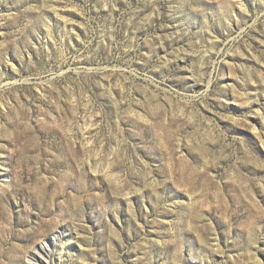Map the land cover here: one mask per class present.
<instances>
[{"label":"rangeland","instance_id":"374dc122","mask_svg":"<svg viewBox=\"0 0 264 264\" xmlns=\"http://www.w3.org/2000/svg\"><path fill=\"white\" fill-rule=\"evenodd\" d=\"M44 239L264 264V0H0V264Z\"/></svg>","mask_w":264,"mask_h":264},{"label":"bare ground","instance_id":"6f19581e","mask_svg":"<svg viewBox=\"0 0 264 264\" xmlns=\"http://www.w3.org/2000/svg\"><path fill=\"white\" fill-rule=\"evenodd\" d=\"M58 235L54 234L53 237L57 238ZM51 239H44L41 242H38L37 245L34 246L33 252L30 254V260H33L31 264H38L37 261L41 263V257H46V259L51 258V262L53 261V257L51 254Z\"/></svg>","mask_w":264,"mask_h":264}]
</instances>
